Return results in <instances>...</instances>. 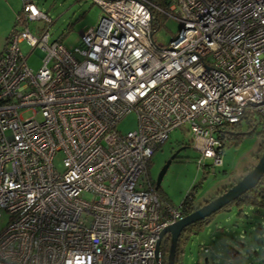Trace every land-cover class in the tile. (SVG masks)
Wrapping results in <instances>:
<instances>
[{
    "label": "built area",
    "instance_id": "2783aa9c",
    "mask_svg": "<svg viewBox=\"0 0 264 264\" xmlns=\"http://www.w3.org/2000/svg\"><path fill=\"white\" fill-rule=\"evenodd\" d=\"M21 1L0 53V264H160L159 235L184 214L148 163L187 127L208 173L216 130L264 120V0H94L102 16L72 48ZM154 12L180 23L166 45L152 40ZM130 111L138 126L121 132Z\"/></svg>",
    "mask_w": 264,
    "mask_h": 264
},
{
    "label": "rangeland",
    "instance_id": "374dc122",
    "mask_svg": "<svg viewBox=\"0 0 264 264\" xmlns=\"http://www.w3.org/2000/svg\"><path fill=\"white\" fill-rule=\"evenodd\" d=\"M37 8L45 12L52 20L48 27L50 40H59L67 48L79 44L80 32H86L96 26L102 16L101 7L94 0H34ZM21 0H0V45L4 42L5 32L12 30L14 18L12 9H19ZM15 7V8H14ZM159 27L153 31L152 40L166 45L178 31L180 23L166 14L161 15ZM21 52L27 55V63L36 71L41 65V58L30 52L29 45L19 43ZM24 117L32 115L30 110L22 112ZM39 117V115H37ZM137 115L134 111L126 113L117 123L121 132L137 128ZM256 131L245 135L237 144L223 147L221 164L210 172L197 163L198 151L193 147L191 133L187 127L172 129L168 138L153 152L148 166L151 180L156 179L162 166L175 153L165 169L159 183L168 202L178 206L190 188L198 183L195 201L201 202L212 195L229 180L244 173L249 164L255 162L254 153L259 144ZM57 167L61 163L56 159ZM206 158L202 163H209ZM256 163V162H255ZM84 198L91 199L89 193ZM8 221V214H0V232ZM206 247L207 252L201 248ZM231 251V253H229ZM179 264H264V209L244 207L243 214H238L234 205L218 210L212 218L187 235Z\"/></svg>",
    "mask_w": 264,
    "mask_h": 264
},
{
    "label": "trees",
    "instance_id": "16d2710c",
    "mask_svg": "<svg viewBox=\"0 0 264 264\" xmlns=\"http://www.w3.org/2000/svg\"><path fill=\"white\" fill-rule=\"evenodd\" d=\"M156 3L162 4L163 0H153ZM21 10V8H20ZM20 10L17 11L16 15L20 13ZM161 15H163L160 12H154V18L151 23V32L159 27V20L161 19ZM52 23V22H51ZM16 25V18L14 21V26ZM12 26V28H14ZM11 32V31H10ZM9 32V33H10ZM8 33V35H9ZM7 35V36H8ZM7 38V37H6ZM261 124L259 130L256 132V134L259 136V144L257 147V150L254 153L255 161L259 158V156L262 153V150H264V120H256L254 118H246L243 122H237V123H231V124H224L221 128L216 130V136L222 140L224 146L231 145V144H237L245 135H249L251 133H254L256 131L257 126ZM149 166V163H148ZM252 166V165H251ZM250 166V167H251ZM204 170V169H203ZM206 172V171H205ZM241 178V175H239L237 178L231 179L226 185L221 186L219 189L216 190L215 193L212 195L206 197L201 202H195V192L198 185V183H195L190 190L185 194L182 201L180 202V205L182 206V212L183 214H187L191 212L193 209L198 207L202 204V202L209 200L216 195L222 193L225 191L228 187H230L232 184H234L237 180ZM153 185L156 189V191L159 193V195L167 201V198L163 194L162 191L159 190V186H155V181L152 180ZM236 206L238 208V214H243V208L244 207H256L260 209H264V174L261 175V177L258 179V181L250 188H248L246 191L238 195L234 200L227 203L225 206H223L220 209L228 208L230 206ZM218 209V210H220ZM217 210V211H218ZM216 211V212H217ZM215 213V212H214ZM214 213L210 214L209 216L199 219L187 226H185L180 234L179 238L177 240V246L175 250V257H174V264L180 263V253L182 251V245L185 242V239L187 235L194 232V230L199 229L203 223L208 222ZM170 235L167 233L161 240L159 251H160V264H166L167 262V253H168V247L170 242ZM231 253V251H229Z\"/></svg>",
    "mask_w": 264,
    "mask_h": 264
},
{
    "label": "water",
    "instance_id": "95a60500",
    "mask_svg": "<svg viewBox=\"0 0 264 264\" xmlns=\"http://www.w3.org/2000/svg\"><path fill=\"white\" fill-rule=\"evenodd\" d=\"M174 156L175 153L172 154L171 157L162 166L160 172L158 173L155 179V186H159L162 175L165 169L167 168L168 164L170 163L171 159L174 158ZM262 174H264V150H262L261 155L257 159L256 163L253 165L251 170L241 176V178L237 180L234 184H232L222 193L216 195L215 197L209 200H206L204 203L193 209L191 212L182 216L175 223L164 228L161 231L156 243V254H158L159 252V246L162 236L168 233L170 235V242L168 247L166 264H174L177 240L179 238L181 230L185 226L199 219H203L209 216L210 214L216 212L218 209L225 206L230 201L234 200L238 195L246 191L248 188L252 187L258 181Z\"/></svg>",
    "mask_w": 264,
    "mask_h": 264
},
{
    "label": "crops",
    "instance_id": "0c3cea01",
    "mask_svg": "<svg viewBox=\"0 0 264 264\" xmlns=\"http://www.w3.org/2000/svg\"><path fill=\"white\" fill-rule=\"evenodd\" d=\"M4 2H5V0H3ZM15 8V7H14ZM21 8V7H20ZM20 8L19 9H12V11L13 12H15L14 13V18H13V20L11 21V26H14V21H15V18H16V13H17V11H19L20 10ZM11 31V29L9 30V31H7V32H5V39H4V42L3 43H1V45H0V53L2 52V50H3V48H4V46H5V42H6V37H7V35H8V33ZM256 162V161H255ZM255 162L254 163H251V164H249V166H247L245 169H244V173H242V174H240L241 176H243L246 172H248L249 170H251V168L253 167V165L255 164ZM252 165V166H251ZM251 166V167H250ZM237 178V177H236ZM234 179V178H233ZM230 181V180H229ZM226 185V184H225ZM205 199V198H204ZM203 199V200H204ZM202 200V201H203ZM168 201V200H167ZM205 202V201H204ZM204 202H202V203H204Z\"/></svg>",
    "mask_w": 264,
    "mask_h": 264
},
{
    "label": "flooded vegetation",
    "instance_id": "af4514ba",
    "mask_svg": "<svg viewBox=\"0 0 264 264\" xmlns=\"http://www.w3.org/2000/svg\"><path fill=\"white\" fill-rule=\"evenodd\" d=\"M195 202H197V201H195ZM165 235H166V234H165ZM165 235H163L162 238H163Z\"/></svg>",
    "mask_w": 264,
    "mask_h": 264
}]
</instances>
